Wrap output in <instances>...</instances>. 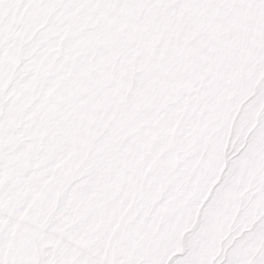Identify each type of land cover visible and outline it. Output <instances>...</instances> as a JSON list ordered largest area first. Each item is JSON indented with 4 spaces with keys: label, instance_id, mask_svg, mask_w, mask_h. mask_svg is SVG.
<instances>
[{
    "label": "snow or ice",
    "instance_id": "1",
    "mask_svg": "<svg viewBox=\"0 0 264 264\" xmlns=\"http://www.w3.org/2000/svg\"><path fill=\"white\" fill-rule=\"evenodd\" d=\"M0 264H264V0H0Z\"/></svg>",
    "mask_w": 264,
    "mask_h": 264
}]
</instances>
